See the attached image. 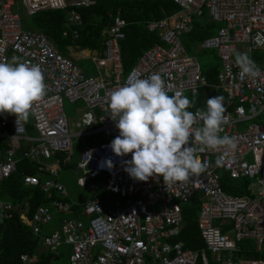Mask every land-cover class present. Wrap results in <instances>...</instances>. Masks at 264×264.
I'll return each mask as SVG.
<instances>
[{"label": "built area", "instance_id": "built-area-1", "mask_svg": "<svg viewBox=\"0 0 264 264\" xmlns=\"http://www.w3.org/2000/svg\"><path fill=\"white\" fill-rule=\"evenodd\" d=\"M26 17L43 10H64V27L76 38L81 25L77 10L94 4L95 0H19ZM178 8L171 15L149 21L145 27L155 33L159 43L145 50L126 75L122 74L119 43L124 39L127 25L116 9L109 15L110 24L102 42V52L91 56L96 66L94 76H88L67 57L59 54L41 33L24 30L14 0H0V61L19 57L21 61L38 64L44 73L46 95L33 105L27 123L16 121L14 115L0 114V140L21 143L0 147V182L15 171L16 151L33 164L36 175H24L27 187H37L47 199L52 193L57 199L48 206L39 205L27 216L28 205H12L0 200V223L18 213L20 222L33 236L39 237L44 251L58 255L66 246L67 264H195L198 253L184 249L179 234L182 222L180 205L200 195L196 226L205 251L214 264H264V59L256 62L259 75L240 77L235 52L264 53V0H171ZM206 14L219 24L216 33L196 45L203 51H215L220 69L216 83L207 84L195 57L187 54L180 37L192 29V19ZM65 34V33H63ZM99 68L103 71L100 72ZM160 73L166 82L168 95L183 92L195 95L201 88L210 87L213 94L225 97L226 121L221 136L235 139V151L223 147L200 153L208 168L190 183L166 186L163 178L148 181L133 180L123 170L122 162L131 154L117 157L109 145L119 134L110 118L108 100L117 87L129 78H147ZM123 76H125L123 78ZM81 104L79 120L68 132L63 104ZM194 113L196 111H193ZM202 126L197 121L194 127ZM242 128V129H241ZM102 136L92 145L85 139ZM82 146L77 155L75 179L77 188L90 193L80 204L82 219L62 218L58 229L41 235L51 213L71 214L70 201H65V187L52 179L69 162L73 138ZM194 146L198 144L193 141ZM60 154L61 158H56ZM113 162L111 171L105 160ZM220 172L230 180L246 179V195H227L219 185ZM47 174L41 182L38 176ZM104 175L102 181L98 177ZM93 179L92 182H88ZM195 183V180H197ZM102 189L114 199L103 209L97 193ZM157 206V207H156ZM252 241L253 249L241 250L239 243ZM253 251L260 258L239 256ZM201 264H207L204 252L199 253ZM22 264H33L34 256L21 255Z\"/></svg>", "mask_w": 264, "mask_h": 264}, {"label": "trees", "instance_id": "trees-1", "mask_svg": "<svg viewBox=\"0 0 264 264\" xmlns=\"http://www.w3.org/2000/svg\"><path fill=\"white\" fill-rule=\"evenodd\" d=\"M14 2L18 15L21 18L22 29L41 33L52 43L59 54L67 58H70L68 48L101 53L102 42L106 37L105 31L110 24L109 15H113L115 10L118 9L120 18L127 24L123 29L124 39L119 43L123 75L128 73L145 50L159 43L156 34L147 31L145 27L146 23L162 19L175 13L178 9L171 0H95L93 5L77 10L80 15L81 25L76 28L77 36L73 38L70 30L64 27V10H43L26 17L22 11L20 1L14 0ZM219 26V24L211 22L206 14L194 17L190 32L180 37V43L184 47L185 52L189 55L192 54L196 45L205 38L214 35ZM213 57L215 60L214 66L207 70L200 69L201 75L205 78L207 84L216 83L215 76L220 69L217 56L214 54ZM251 58L256 63L258 60L264 59V53L262 51L254 52ZM73 62L76 63L75 61ZM218 95L224 97L220 93L213 94L210 87L201 88L195 95L186 94L189 99L195 101V107L188 110L193 112L198 108H205L206 100ZM225 109L227 110L228 108L225 106ZM26 131L28 134L33 133L28 125L26 126ZM103 138L102 136H92L86 138L84 141L85 144L92 145ZM77 155L78 153L73 149L69 163L60 168L57 176H61L62 171L75 169ZM15 158L17 159L15 165L16 171L10 177L0 182V199H4V201L12 205H21L26 201L28 205L26 214L30 216L37 206H48L51 200L58 197L55 193H52L50 198L47 199L37 187L24 186L22 177L24 175H36V172L32 163L21 158L20 151H16ZM56 158L60 159V154H57ZM72 159H74V163L70 164ZM219 174V185L224 193L232 196L247 194L246 187L249 183L248 180H230L225 173L219 171ZM48 177L51 176L47 174L38 176V180L41 182ZM90 181H93V179ZM97 195L101 199L103 209H106L112 200L109 198L112 196L105 193L102 189L99 190ZM199 203L200 195L196 193L191 197L189 202L180 205L182 216L181 228L178 236L173 241H180L184 249L198 253L195 264H201L199 258L201 250L206 256L207 264H214L211 261L209 253L205 251L196 226ZM80 209L79 205L75 204L71 206L72 213L68 217L82 219ZM53 222H57L55 214H53ZM45 233L48 232L45 231ZM238 246L241 250H252L253 242L244 241L239 243ZM65 250L62 247L58 251V255L53 256L47 251L40 249L39 237L33 236L30 230L20 222L17 212H12L10 218L0 223V264H22L19 261L21 255L34 256L35 262L33 264H67ZM238 254L239 256L246 255L255 259L260 258L253 251L247 254L243 252H239Z\"/></svg>", "mask_w": 264, "mask_h": 264}, {"label": "clouds", "instance_id": "clouds-1", "mask_svg": "<svg viewBox=\"0 0 264 264\" xmlns=\"http://www.w3.org/2000/svg\"><path fill=\"white\" fill-rule=\"evenodd\" d=\"M235 63L240 77L259 75V68L246 52H235ZM45 95L40 65L15 56L0 61V114L27 122L33 105ZM193 107L195 101L183 92L168 95L160 73L147 78L130 77L111 92L108 111L119 134L109 147L117 157L131 154V160L122 162L130 178L146 182L159 176L166 186L190 183L191 177L199 178L209 166L201 160L200 153L221 147L235 151V139L220 135L227 119L224 97L207 99L205 108H198L195 113L188 110ZM198 120L202 126L194 127ZM104 165L109 171L114 166L110 159Z\"/></svg>", "mask_w": 264, "mask_h": 264}, {"label": "rangeland", "instance_id": "rangeland-1", "mask_svg": "<svg viewBox=\"0 0 264 264\" xmlns=\"http://www.w3.org/2000/svg\"><path fill=\"white\" fill-rule=\"evenodd\" d=\"M214 54L216 55L215 51H201V50H198L195 48L194 52L190 55L195 57V59L199 63L201 70H207V69L211 68L212 66H214V64H215V60L213 57ZM71 57L76 58V54L72 53ZM90 58H91V56L88 55V57H86V58L78 59V60H76V65L85 74L92 76V75H95L96 66L90 60ZM99 71L102 72L103 69L99 68ZM124 77L125 76H123V78ZM81 109H82V106L79 103L69 104L67 102H64V104H63V111H64V115H65L66 122H67L68 132L70 134H73L77 131V129L74 127V125L79 120V115L81 113ZM23 122H25V121H23ZM29 122H30V120L28 118L26 123H29ZM6 143H11L13 145V147H18L19 145H21V143H18L17 141L1 139L0 140V147H3ZM81 148H82V146L80 144V140L78 138L74 137L73 138V149L75 150L76 153H79ZM71 163H74V159L71 160L70 164ZM60 175L61 176L58 175L56 177H52V179L58 181L59 183H61L65 187L69 201L71 200V201L81 202V201L86 200L90 197V193L76 187L75 179L79 176L78 171H76L75 169H73V170L68 169V170L62 171V173ZM103 178H104V175H101L100 177H98L99 181H102ZM88 182H92V181L89 180ZM109 199H114V197H110ZM0 200L4 201V199H0ZM53 214L54 213H51L52 218H53ZM61 217L81 220L80 218L68 217V215H61ZM60 220H59V223H60ZM50 223L48 224V226L50 225ZM58 227H59V225L56 226V229H58Z\"/></svg>", "mask_w": 264, "mask_h": 264}, {"label": "crops", "instance_id": "crops-1", "mask_svg": "<svg viewBox=\"0 0 264 264\" xmlns=\"http://www.w3.org/2000/svg\"><path fill=\"white\" fill-rule=\"evenodd\" d=\"M197 49V48H196ZM199 50V49H198ZM68 51H69V57L71 58V60H73V61H75L76 62V60H78V59H81V58H86V57H88V55L89 56H93V55H95V54H100L99 52H96V51H88V50H79V49H75V48H68ZM72 53H75L76 54V58H72L71 57V55H72ZM76 64V63H75ZM85 74V73H84ZM87 75V74H86ZM88 76H90V75H88ZM92 76H94V75H92ZM81 105V104H80ZM27 125L29 126V123H27ZM31 128V127H30ZM58 182V181H57ZM77 187V186H76ZM113 197V196H112ZM87 200V199H86ZM65 201H69L68 200V195H67V198L65 199ZM85 200H83V201H81V202H76V201H71L70 200V202L71 203H73L74 205L76 204V205H79L80 206V204L82 203V202H84ZM112 201V200H111ZM110 201V202H111ZM78 203V204H77ZM73 206V205H72ZM80 208H81V206H80ZM107 209V208H106ZM81 210V209H80ZM71 213H72V211H71ZM56 215V219H57V222H53V218H52V221H51V223H50V225L48 226H43V227H41V230H40V234L41 235H45V234H49L52 230H54V229H56V226H58L59 225V220L60 219H62V218H64V217H61V215H59V214H55ZM45 231L46 232H48V233H45ZM66 250H67V247L66 246H63ZM40 249H42V247L40 246ZM43 250V249H42ZM65 250V251H66Z\"/></svg>", "mask_w": 264, "mask_h": 264}]
</instances>
